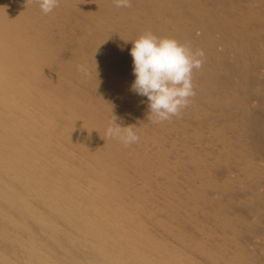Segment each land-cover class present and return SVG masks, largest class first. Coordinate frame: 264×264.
<instances>
[{
  "label": "bare ground",
  "instance_id": "bare-ground-1",
  "mask_svg": "<svg viewBox=\"0 0 264 264\" xmlns=\"http://www.w3.org/2000/svg\"><path fill=\"white\" fill-rule=\"evenodd\" d=\"M149 31L205 54L159 123ZM0 264H264V0H0Z\"/></svg>",
  "mask_w": 264,
  "mask_h": 264
},
{
  "label": "clouds",
  "instance_id": "clouds-1",
  "mask_svg": "<svg viewBox=\"0 0 264 264\" xmlns=\"http://www.w3.org/2000/svg\"><path fill=\"white\" fill-rule=\"evenodd\" d=\"M37 3L41 12L48 15L58 7L59 0H31ZM117 8L131 6V0H113ZM130 55L133 61L135 79L130 90L146 97L150 116L154 123L170 120L178 116L183 108L195 96L192 83L193 69H200L203 64L204 51L195 52L173 38H160L150 31L132 41ZM96 53V52H95ZM78 71L89 75L85 65H78ZM97 71V65H96ZM106 136L119 140L125 146L138 143L140 137L134 126H122L117 118L110 122Z\"/></svg>",
  "mask_w": 264,
  "mask_h": 264
}]
</instances>
